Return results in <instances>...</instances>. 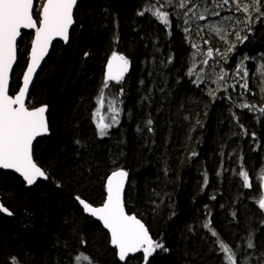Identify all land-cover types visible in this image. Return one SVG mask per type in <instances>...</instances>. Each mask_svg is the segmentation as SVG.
<instances>
[{"label": "trees", "instance_id": "1", "mask_svg": "<svg viewBox=\"0 0 264 264\" xmlns=\"http://www.w3.org/2000/svg\"><path fill=\"white\" fill-rule=\"evenodd\" d=\"M197 2L220 16L197 20L191 14L194 23H188L187 9L176 7L178 0L80 1L70 42L54 44L28 101L29 108L46 105L49 110L50 135L37 140L34 159L50 178L27 187L17 174L0 173L2 202L14 213H0V264H9L10 257L20 264H74L81 253L94 264H123L109 233L75 200L78 195L102 204L107 177L119 168L129 173L128 213L169 249L158 250L151 264H221L223 254L203 227L208 219L227 243L239 246L241 259L251 256L245 264H259L264 252V212L257 206L264 176V115L258 111L264 107V23L252 25L249 33L236 23L244 13L233 4L220 9L219 0ZM150 5L169 12L170 27L150 12L137 14ZM212 23L223 27V38L209 31ZM240 29L249 36L243 44L232 35ZM23 33L12 95L21 85L33 38L32 32ZM230 43L237 45L232 52L227 51ZM209 48L212 57L206 55ZM113 51L130 61V69L118 96L120 122L101 138L96 128L100 93L107 107L120 88L110 82L103 89ZM245 56L250 57L243 61L249 91L240 88L243 81L234 71ZM221 68L228 78L217 83ZM242 103L255 110L240 108ZM242 170L249 172L251 188L237 175ZM250 235L254 249L246 248ZM128 264H142V254Z\"/></svg>", "mask_w": 264, "mask_h": 264}, {"label": "snow or ice", "instance_id": "2", "mask_svg": "<svg viewBox=\"0 0 264 264\" xmlns=\"http://www.w3.org/2000/svg\"><path fill=\"white\" fill-rule=\"evenodd\" d=\"M230 3L235 6V11L244 13V18H237L236 23L244 24L249 33L252 31V25L264 23V10H262L264 9V0H245L243 5L239 3V0H219L216 3V8L222 9ZM189 5L191 6L189 7ZM77 6L78 0H0V169L13 170L18 173L27 186L36 184L38 179L42 178L46 181L50 178L49 174L34 159L36 150L34 142L37 141L38 137L49 133V125L45 117L47 106L35 108L27 106L29 87L33 82L34 74L41 66V61L48 54L53 40L59 38L68 42L70 29L75 23L74 10ZM176 7L187 9L184 14L192 13L197 20H207L209 16H220L219 11H210L208 7L204 6L203 3H198L197 0H178ZM197 9H202V11L197 12ZM145 12H150L166 27L171 26L169 12L161 11L155 5H150L137 14L143 16ZM225 19H230V17H225ZM208 29L223 38L222 34L225 30L222 26L212 23L208 25ZM22 30H31L33 33L30 62L23 73L22 87H19L17 94L13 96L9 94V80L13 66L18 61L19 42L24 35ZM242 32L244 29L232 33L235 40L240 44L249 39L247 34L241 35ZM204 43L207 44L209 41L205 40ZM236 46V43H230L227 51H234ZM193 47L198 46L193 45ZM85 55L88 54L85 53ZM206 55L212 57L213 50L209 48ZM220 57L227 64V58L223 53L220 54ZM247 59L250 57H243L234 70L236 76L243 81L239 84L240 88L245 91H249V72L243 63ZM203 63L208 64V60H204ZM129 66L130 61L124 55L116 51L112 52L106 66L103 89H108L110 82H115V84L120 85V88L118 94L108 101V111L111 113L109 122H105V118L97 110L96 128L101 138L107 136L109 130L120 122L118 119L121 113L119 104L122 101H119L118 96L124 93L123 82ZM261 68H264V64L261 65ZM188 75H192L191 69ZM227 78L228 72L221 68L216 82L223 83ZM233 87L235 86L233 85ZM224 91H227V86H225ZM261 91L264 92V87L261 88ZM209 94L213 95V93ZM99 104L101 108L104 107L105 96L103 91L100 93ZM239 107L255 110L254 106L248 103H242ZM258 111L264 115V107L259 108ZM233 115L235 117V114ZM146 123L150 126L153 121L148 119ZM239 127L244 128L242 124ZM148 131L151 132L152 128L148 127ZM244 134H247L246 130ZM252 137L255 138V133H252ZM76 143L79 144L80 142L76 141ZM192 155L196 156L197 153L193 152ZM237 175L243 179L244 187L251 188L253 186L248 171H239ZM128 178L129 173L123 168L112 171L108 175L106 199L102 206L95 207L78 195L75 200L82 206L84 213L97 218L103 223V227L110 232V243L116 250L115 254L120 262L128 264V261L133 258V254L142 253V264H151L150 257H153L158 250L166 253L169 249L162 240L152 239L149 230L136 215H130L126 212L124 195ZM261 179L264 180V176ZM208 182L207 174H205L204 185L207 186ZM59 186L57 184V187ZM257 206L261 212H264V198L258 200ZM0 213L8 216L14 215L3 203H0ZM232 215L235 217L236 213H232ZM203 227L208 230L211 237L215 238L213 243L218 246L220 253L223 254L221 264H245L246 261H251V256L240 258L239 246L233 248L227 243L214 229L211 219H208ZM81 243L86 244V241L82 240ZM255 247L250 235L247 238L246 248L254 249ZM81 259L89 261V264H94L89 256L83 253L74 258V264H79ZM257 259L259 264H264V252ZM9 264H20V262L17 257H10Z\"/></svg>", "mask_w": 264, "mask_h": 264}, {"label": "water", "instance_id": "3", "mask_svg": "<svg viewBox=\"0 0 264 264\" xmlns=\"http://www.w3.org/2000/svg\"><path fill=\"white\" fill-rule=\"evenodd\" d=\"M80 1L81 0H78V5H79V3H80ZM78 7V6H77ZM77 9V8H76ZM76 9L74 10V15H75V12H76ZM74 26H75V23H74V25L72 26V28L70 29V32H69V40H68V42H64L62 39H59V38H57V39H55V40H53V42H52V44L50 45V47H49V51H48V54L45 56V58H44V60L43 61H41V66H40V68H38L37 69V73L36 74H34V77H33V82H32V84L30 85V87H29V97H30V94H31V91H32V89H33V87H34V85H35V83H36V81H37V79H38V77H39V75H40V72L42 71V69H43V67H44V64H45V62L47 61V59H48V57H49V55H50V53H51V51H52V48H53V46H54V44L56 43V42H62L64 45H67L69 42H70V37H71V32H72V29L74 28ZM22 32H32L31 30H22ZM21 41V40H20ZM20 43V42H19ZM30 48H31V46H30ZM111 58V57H110ZM30 62V50H29V58H28V63ZM17 63H18V61H17ZM17 63L13 66V72L10 74V80H9V94L10 95H12L11 93H10V91H11V86H12V83H13V75H14V71H15V68H16V65H17ZM27 63V64H28ZM107 66V65H106ZM27 67V66H26ZM129 69H130V66H129ZM26 71V68H25V70H24V72ZM106 71H107V67H106ZM128 72H129V70H128ZM127 72V73H128ZM127 73L125 74V76L127 75ZM22 77H23V75H22ZM22 84H23V80H22V78H21V85H20V87H22ZM17 94V93H16ZM14 96V95H13ZM28 101H29V98L26 100V104H27V106H28ZM48 107H47V110H46V113H45V117H46V120H47V122H48ZM48 125H49V122H48ZM50 135V129H49V133L48 134H45L44 136H42V137H46V136H49ZM42 137H38L37 138V140L39 139V138H42ZM37 142V141H36ZM36 142H34V144H36ZM40 166V165H39ZM41 167V166H40ZM12 172V173H15L13 170H3V169H0V173L1 172ZM15 174H17L18 176H20L18 173H15ZM22 178V177H21ZM40 181H44V182H46V181H48V180H43L42 178L41 179H38V181H37V183L38 182H40ZM36 183V184H37ZM128 183H129V178H128V181L126 182V185H125V195H126V190H127V187H128ZM26 184V183H25ZM36 184H34V185H36ZM34 185H32V186H34ZM27 186V185H26ZM32 186H27V187H32ZM262 191H263V198H264V180H262ZM125 195H124V199H125ZM0 203H3L2 202V198H1V195H0ZM104 203V202H103ZM102 203V204H103ZM102 204H100V205H98V206H95V205H93V206H95V207H99V206H102ZM125 207H126V205H125ZM126 212L128 213V211H127V209H126ZM2 214H4V213H2ZM86 214H88V213H86ZM128 214H130V213H128ZM4 215H6V214H4ZM89 216H91L90 214H88ZM130 215H133V214H130ZM6 216H8V215H6ZM92 217V216H91ZM96 221H98L99 223H101V225L103 226V223L101 222V221H99L97 218H95V217H93ZM138 218V217H137ZM139 219V218H138ZM141 220V219H140ZM141 222L142 223H144L142 220H141ZM145 224V223H144ZM145 227L148 229V227H147V225L145 224ZM104 228V227H103ZM105 229V228H104ZM108 233H109V235H110V232L107 230V229H105ZM149 230V229H148ZM149 234H150V236L152 237V239L154 240V238H153V236L151 235V233H150V231H149ZM141 253H137V254H133V257H135V256H138V255H140ZM123 263V262H122Z\"/></svg>", "mask_w": 264, "mask_h": 264}, {"label": "rangeland", "instance_id": "4", "mask_svg": "<svg viewBox=\"0 0 264 264\" xmlns=\"http://www.w3.org/2000/svg\"><path fill=\"white\" fill-rule=\"evenodd\" d=\"M197 11H202V9H197ZM192 13H189L188 14V17H187V21H188V23L190 22H192L193 21V17H189V15H191ZM194 23V21L192 22V24ZM189 25H191V24H189ZM196 38L199 40L198 42H200V43H202V41H201V34L197 31L196 32ZM199 45H201V44H199ZM98 105H99V103L97 104V107H98ZM96 107V108H97ZM97 109H95V111H96ZM95 111H94V113H95ZM105 112V113H104ZM99 113H100V115L101 116H103L104 118H105V120L107 119V122H109L110 121V118H111V113L108 111V106L107 107H103L102 108V111H99ZM103 113H104V115H103ZM106 115H107V118H106ZM96 118L98 119V117L96 116ZM114 127V126H113Z\"/></svg>", "mask_w": 264, "mask_h": 264}, {"label": "bare ground", "instance_id": "5", "mask_svg": "<svg viewBox=\"0 0 264 264\" xmlns=\"http://www.w3.org/2000/svg\"><path fill=\"white\" fill-rule=\"evenodd\" d=\"M191 29H192V27H191ZM18 90H19V89H18ZM17 92H18V91H17ZM17 92H16V93H17ZM16 93H14V95H15Z\"/></svg>", "mask_w": 264, "mask_h": 264}]
</instances>
